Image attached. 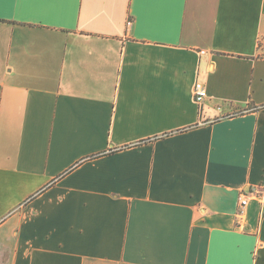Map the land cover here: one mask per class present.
<instances>
[{
	"label": "crops",
	"instance_id": "0c3cea01",
	"mask_svg": "<svg viewBox=\"0 0 264 264\" xmlns=\"http://www.w3.org/2000/svg\"><path fill=\"white\" fill-rule=\"evenodd\" d=\"M259 186L264 0H0V264H264Z\"/></svg>",
	"mask_w": 264,
	"mask_h": 264
},
{
	"label": "built area",
	"instance_id": "2783aa9c",
	"mask_svg": "<svg viewBox=\"0 0 264 264\" xmlns=\"http://www.w3.org/2000/svg\"><path fill=\"white\" fill-rule=\"evenodd\" d=\"M204 53V52H203ZM194 101L199 106V109L202 111V108L207 99V91L204 87L196 85L194 89ZM264 196V187H251L247 191H242L239 196L238 201V211L237 218L240 222H243L246 217L247 209L252 200L261 199Z\"/></svg>",
	"mask_w": 264,
	"mask_h": 264
}]
</instances>
